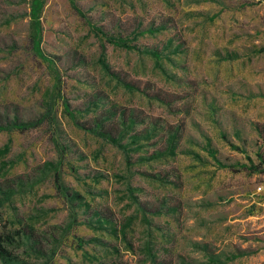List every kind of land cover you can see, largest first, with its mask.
Masks as SVG:
<instances>
[{
	"label": "rangeland",
	"instance_id": "374dc122",
	"mask_svg": "<svg viewBox=\"0 0 264 264\" xmlns=\"http://www.w3.org/2000/svg\"><path fill=\"white\" fill-rule=\"evenodd\" d=\"M29 1L0 0V106L22 120L42 112L52 82L28 40ZM38 20L40 48L54 59L71 107L83 110L80 119L94 108L86 110L88 96L98 93L102 102L182 121L183 137L173 155L126 167L118 148L74 127L56 105L59 138L70 145L64 162L75 168L64 166L62 181L78 196L76 221L47 257L18 250L19 257L26 264H203L206 244L217 264H264V196L256 193L264 173L238 169L243 154L219 136L222 130L254 162L257 152L264 158V139L253 128L264 124V0H42ZM162 21L168 28L134 37ZM92 26L139 48L155 46L160 58L108 44ZM101 61L140 87L176 94L171 105L186 109L173 113L124 87ZM49 136L46 123L0 132V180L44 176L0 201V234L21 225L46 233L70 221L52 185ZM91 208L109 211L113 222L86 219Z\"/></svg>",
	"mask_w": 264,
	"mask_h": 264
},
{
	"label": "trees",
	"instance_id": "16d2710c",
	"mask_svg": "<svg viewBox=\"0 0 264 264\" xmlns=\"http://www.w3.org/2000/svg\"><path fill=\"white\" fill-rule=\"evenodd\" d=\"M72 8L81 16L87 24L90 25L88 18L79 10L76 4L71 2ZM42 7V0L29 1V35L28 40L32 51L46 63V67L51 76L50 91L47 96V101L43 106V110L36 117L22 120L17 115L8 118V106H0V132L15 131L22 133L34 128H37L42 123H46L50 128L49 141L53 146L56 154V159L50 166L52 185L55 190L69 205L70 221L65 226L51 225L46 233H36L31 226L21 225L19 228L0 234V264H26V261L19 257L18 250L24 254H33L36 256L47 257L51 254V247L55 246L60 241L61 236L65 231L69 230L70 226L76 221V213L74 211L77 194L69 190L62 181V169L65 166L69 171L75 172V168L64 162L66 150L70 147L68 143L60 140V132L55 116V107L59 105L62 112L69 118L73 126L88 132L95 137L100 138L106 143L118 148L124 159L126 167L133 163H142L152 160H157L171 156L175 153L181 138L183 137V122L175 123L167 122L160 117H153L145 114L141 109L118 105L114 102H102V97L98 93H92L86 101V110L90 106H94L92 113L80 119L78 116L82 113L81 108H72L64 94L63 80L60 77L58 69L55 67V62L52 57L45 55L40 48V27L38 16ZM168 28L165 21L160 22L157 26L149 24L145 28L134 31V37L152 34L158 30ZM92 29L99 34L102 39L108 44L124 49H134L150 56L159 59L161 51L157 47L139 48L135 44H129L126 39L107 35L100 28L92 26ZM177 44L175 48L177 49ZM102 67L107 74L121 83L124 87L144 93V95L158 100L164 104L171 112H180L183 106L174 107L171 102L174 100L172 96L178 99L176 94L161 93L158 90L150 89L148 83L144 87H140L134 80L127 79L125 74L119 71H113L101 61ZM148 88V89H147ZM88 107V108H87ZM253 128L257 135L264 139V124L253 123ZM220 138L227 142L231 149L243 154L246 163L238 164V169L247 173H264V158L257 152L255 154L256 162H254L243 149L230 143L227 140L225 133L219 131ZM207 152L215 161L214 151L207 141ZM138 152V154H133ZM43 166L39 169L43 173ZM39 175V174H38ZM147 177L156 180L165 181L166 177L159 174L145 173ZM44 176L24 175L23 178H17L15 182L0 180V201H6L13 193L22 186L27 184L29 187L41 181ZM134 202L144 209L140 202L134 198ZM86 219L94 217L101 224H111L113 222L109 211L91 208ZM90 220H85L83 223H89ZM44 234V235H43ZM201 250L205 254V262L203 264L221 263L217 256L207 248L206 244L202 245ZM232 257L225 258L226 260ZM97 264H125L123 262H99Z\"/></svg>",
	"mask_w": 264,
	"mask_h": 264
},
{
	"label": "built area",
	"instance_id": "2783aa9c",
	"mask_svg": "<svg viewBox=\"0 0 264 264\" xmlns=\"http://www.w3.org/2000/svg\"><path fill=\"white\" fill-rule=\"evenodd\" d=\"M256 193L264 196V184H259L256 186Z\"/></svg>",
	"mask_w": 264,
	"mask_h": 264
}]
</instances>
